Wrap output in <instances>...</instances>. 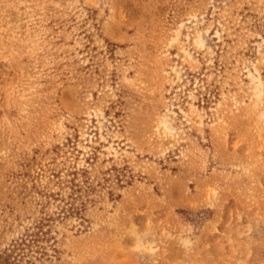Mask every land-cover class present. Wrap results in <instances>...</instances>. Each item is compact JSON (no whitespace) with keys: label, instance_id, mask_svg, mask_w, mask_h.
Segmentation results:
<instances>
[{"label":"rangeland","instance_id":"374dc122","mask_svg":"<svg viewBox=\"0 0 264 264\" xmlns=\"http://www.w3.org/2000/svg\"><path fill=\"white\" fill-rule=\"evenodd\" d=\"M0 264H264V0H0Z\"/></svg>","mask_w":264,"mask_h":264}]
</instances>
